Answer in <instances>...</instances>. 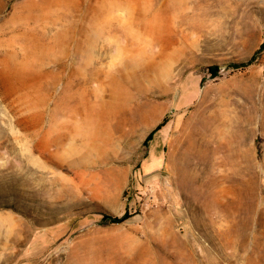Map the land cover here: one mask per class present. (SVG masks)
<instances>
[{"label":"rangeland","instance_id":"374dc122","mask_svg":"<svg viewBox=\"0 0 264 264\" xmlns=\"http://www.w3.org/2000/svg\"><path fill=\"white\" fill-rule=\"evenodd\" d=\"M0 264H264V0H0Z\"/></svg>","mask_w":264,"mask_h":264},{"label":"trees","instance_id":"16d2710c","mask_svg":"<svg viewBox=\"0 0 264 264\" xmlns=\"http://www.w3.org/2000/svg\"><path fill=\"white\" fill-rule=\"evenodd\" d=\"M213 70H214V72H216L215 69H213ZM104 217L105 218H112V221H118V222L123 220V217H110L108 215H105Z\"/></svg>","mask_w":264,"mask_h":264},{"label":"bare ground","instance_id":"6f19581e","mask_svg":"<svg viewBox=\"0 0 264 264\" xmlns=\"http://www.w3.org/2000/svg\"><path fill=\"white\" fill-rule=\"evenodd\" d=\"M170 168V167H169Z\"/></svg>","mask_w":264,"mask_h":264}]
</instances>
